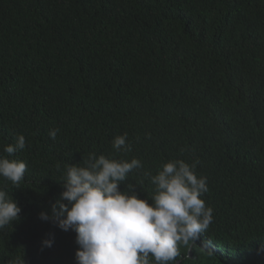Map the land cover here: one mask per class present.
Instances as JSON below:
<instances>
[{"label":"trees","instance_id":"trees-1","mask_svg":"<svg viewBox=\"0 0 264 264\" xmlns=\"http://www.w3.org/2000/svg\"><path fill=\"white\" fill-rule=\"evenodd\" d=\"M18 135L0 264H76L75 232L39 213L89 153L139 159L119 188L141 199L164 163L198 161L213 222L178 264H264V0H0V155Z\"/></svg>","mask_w":264,"mask_h":264},{"label":"clouds","instance_id":"clouds-1","mask_svg":"<svg viewBox=\"0 0 264 264\" xmlns=\"http://www.w3.org/2000/svg\"><path fill=\"white\" fill-rule=\"evenodd\" d=\"M58 132L53 129L48 135L55 140ZM25 144V137L18 135L15 144L4 147L7 156L0 155V177L14 188L24 180L27 165L9 157L24 150ZM112 147L130 152L127 134L116 136ZM197 164L164 163L150 176L153 195L141 199L135 185H127V191L119 188L129 173L143 167L139 159L89 153L82 164L66 165L59 200L39 218L55 220L62 231L75 232L76 264H178L183 259L181 246L195 243L213 222V209L202 199L209 190L207 177L197 176ZM20 212L12 195L0 189V230L17 221ZM52 243L42 241L43 247Z\"/></svg>","mask_w":264,"mask_h":264}]
</instances>
